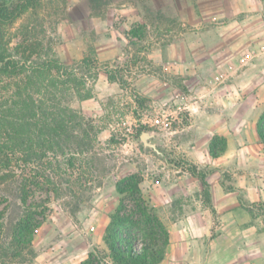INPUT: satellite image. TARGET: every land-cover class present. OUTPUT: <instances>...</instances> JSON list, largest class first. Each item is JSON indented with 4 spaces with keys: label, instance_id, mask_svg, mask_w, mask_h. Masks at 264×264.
Listing matches in <instances>:
<instances>
[{
    "label": "rangeland",
    "instance_id": "374dc122",
    "mask_svg": "<svg viewBox=\"0 0 264 264\" xmlns=\"http://www.w3.org/2000/svg\"><path fill=\"white\" fill-rule=\"evenodd\" d=\"M258 4L262 5L259 10ZM67 10L64 19L51 9L35 17L38 36L43 46L51 47L67 67L77 68L80 76L83 58L92 48L96 50L98 77H92L96 71L85 73L94 98L81 101L71 91L60 95L62 105L82 111L93 120L94 129L86 143L90 146L79 151L74 141L66 138L39 169L37 164L16 167L13 163L15 177L7 185L13 190H6L12 199L3 200L0 188V210L14 208L15 185L26 179L30 202L43 206L40 210L45 217L37 216L40 224L32 251L8 264H82L94 248L105 253L104 231L119 202L125 201L129 213L136 209L132 198L121 195L117 187L133 175L140 180L146 204L168 232L172 228L173 235L190 223L186 217L201 212L197 227L205 233L196 237L202 243L199 257L170 252L161 264H205L207 251L216 248L213 242L225 223L205 204L202 192L197 191L199 181L167 161L192 163L186 154L202 141L194 139L195 133L201 135L191 127L195 116L201 103L216 101L214 94L223 88H243L236 101L257 99L264 106V0H68ZM26 19L9 30L11 50L23 42L20 25ZM258 25L263 32H255L258 37L253 39L251 26ZM182 66L185 76L176 74ZM107 71H114L119 83H110ZM175 78L186 86V93L175 85ZM254 82L263 88L250 93L248 86ZM164 115L168 125L158 128L154 120L164 119ZM144 132L158 134L150 143L157 144L167 160L154 149L144 148ZM128 139L130 153L124 147ZM200 169L216 172L209 167ZM252 176L263 180L264 166ZM211 180L219 181L226 190L232 188L228 169ZM153 185H178L180 189L170 203L154 206ZM249 208L255 231L247 235L251 240L247 248L257 257L246 264H264V205ZM106 259L104 264H112Z\"/></svg>",
    "mask_w": 264,
    "mask_h": 264
},
{
    "label": "trees",
    "instance_id": "16d2710c",
    "mask_svg": "<svg viewBox=\"0 0 264 264\" xmlns=\"http://www.w3.org/2000/svg\"><path fill=\"white\" fill-rule=\"evenodd\" d=\"M67 7L68 0L0 1V98H3L0 99V188L6 202L11 198L6 190H13L7 186L8 181L15 177V169L20 164L40 167L49 153H56L62 147L66 138L72 139L79 151L90 146L86 143L90 139L89 132L94 129L93 120L86 118L82 111L63 106L60 95L71 91L81 101L94 98L93 87L88 86L85 73L96 71L92 77H98L96 50L92 48L83 58L80 76L77 68L67 67L51 47L43 46L38 36L37 18L35 20L50 9L64 19ZM20 19H26L20 25L23 42L11 50L8 33ZM113 73L107 71L109 82L119 83ZM174 82L181 91L187 92L178 79ZM138 102H142L140 98ZM257 132L264 144V112L259 117ZM225 151L226 140L215 136L210 144V155L218 158ZM167 163L188 171L201 183V196L215 212L209 171L185 161ZM26 181L23 179L15 185L16 194L11 200L14 208L0 210V264H8L24 252L32 251V240L40 224L37 216L45 217L44 210H40L43 206L30 202ZM117 187L121 195L132 198L136 209L129 213L125 201L119 202L104 231L105 253L94 248L82 264H104L107 257L112 264H161L170 235L165 224L146 204L140 180L133 175L123 181V186ZM53 191L58 193V189Z\"/></svg>",
    "mask_w": 264,
    "mask_h": 264
},
{
    "label": "crops",
    "instance_id": "0c3cea01",
    "mask_svg": "<svg viewBox=\"0 0 264 264\" xmlns=\"http://www.w3.org/2000/svg\"><path fill=\"white\" fill-rule=\"evenodd\" d=\"M257 6V10L262 8L260 4ZM242 11L245 12V9ZM261 29L259 25L256 28L251 26L253 39L258 37L255 32H263ZM181 69L176 74L185 76L183 71L185 68L182 66ZM256 85L254 82L253 86H248V89L252 88L250 93H253L257 88L259 92L262 90L263 87ZM213 91L215 92V90ZM238 92H243V88L238 89L235 85L228 86L214 94L213 97L216 98V101L202 102L201 110L195 116L194 125L191 126H195V131L201 132V135L195 133L194 139L202 141L196 149L193 147L195 150L188 152L186 156L198 167H209L216 171L215 173L209 171L211 201L215 216L225 223L222 233L213 242L216 248L207 251L209 257L205 264H246V262L251 263L257 257L254 250L247 246L251 243L248 236H252L255 231V227L251 224L249 207L264 205V179L257 181L252 176L255 172L261 171L264 166V160H262L264 159V144L257 132V123L264 111V106H261L257 99L255 101L253 99L236 101ZM224 96H227V99ZM254 98L256 97L254 96ZM217 135L225 138L227 147L223 155L213 158L210 155V144L213 137ZM227 169L233 179L231 186L233 190L231 191H227L219 181L211 180L214 174H221ZM200 186L197 187L199 193L202 192V186L201 188ZM178 189H180L178 185L166 188L153 185L151 194L154 206H159L158 202L170 203ZM241 194L243 196H240ZM212 214L214 215L213 212ZM211 217L212 215H210V219ZM200 218L201 212L196 210L189 218L186 217V220L191 221L187 223V227L183 231L173 235V230L170 229V244L167 247L164 260L169 258L170 252L178 253L181 257H199L197 252H201L202 243L196 237H202L205 233L203 228L197 227V219ZM176 227L174 226V230H177ZM194 237L195 239H192ZM180 239L182 242L178 246L176 243Z\"/></svg>",
    "mask_w": 264,
    "mask_h": 264
},
{
    "label": "water",
    "instance_id": "95a60500",
    "mask_svg": "<svg viewBox=\"0 0 264 264\" xmlns=\"http://www.w3.org/2000/svg\"><path fill=\"white\" fill-rule=\"evenodd\" d=\"M9 1H14V0H9ZM157 139H158V134L155 132H144L141 136V142L144 148L150 147L154 149L158 154H161L167 160V156L158 149L157 144L150 143L151 140H157Z\"/></svg>",
    "mask_w": 264,
    "mask_h": 264
},
{
    "label": "built area",
    "instance_id": "2783aa9c",
    "mask_svg": "<svg viewBox=\"0 0 264 264\" xmlns=\"http://www.w3.org/2000/svg\"><path fill=\"white\" fill-rule=\"evenodd\" d=\"M163 117H164V119L157 118V119L154 120V124L158 128H164L166 125H168V116L164 115ZM128 130L131 132V128H128ZM124 147L126 148V151H125L126 153H130V151H132V146H131L130 139H128L125 142Z\"/></svg>",
    "mask_w": 264,
    "mask_h": 264
}]
</instances>
